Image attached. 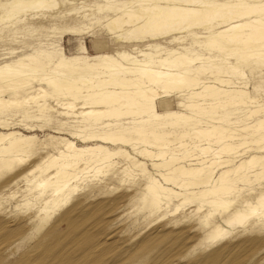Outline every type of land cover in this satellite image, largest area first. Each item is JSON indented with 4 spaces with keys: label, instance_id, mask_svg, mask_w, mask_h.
<instances>
[{
    "label": "bare ground",
    "instance_id": "obj_1",
    "mask_svg": "<svg viewBox=\"0 0 264 264\" xmlns=\"http://www.w3.org/2000/svg\"><path fill=\"white\" fill-rule=\"evenodd\" d=\"M137 1L123 0L98 5L99 10L114 14H110L108 18L105 16V25L110 30L118 31L122 40H154L175 31L202 26L208 31L203 41L207 47H215V50L219 49L227 56L236 54L242 59L253 58L257 60L256 64L264 66V4L245 8L243 0H146V3L136 4ZM3 2L0 3V8L5 10L0 21L10 19L15 13L44 8L48 10L57 4L55 0ZM74 8L75 6L71 7ZM67 13L72 14L69 11ZM237 13L254 18L231 23L230 19ZM223 24L227 26L219 27ZM216 27L218 28L215 29ZM46 54L48 56L51 52ZM115 56L101 57L109 64H122ZM205 59L208 63H215L214 57L208 56ZM72 60L74 59L66 60L61 55L57 64L48 67L42 61L26 63L20 57L15 62L1 64L0 115L12 114L10 112L14 109L27 110V104L30 103L40 108L42 104L37 100L48 92L38 86L33 90L36 93L31 94L35 81L45 82L59 94L81 98L83 104L78 108H75L74 101L62 103V109L68 114L77 110L78 115L86 121L102 123L103 119L127 113L133 117L135 125L131 128H109L98 133H87L82 139L94 142L92 145L79 146L73 140L59 138L57 144H61L63 149H58L57 155L51 154L44 161V157L38 155L23 166L20 165L25 161L24 156H29L32 152V138L16 137L14 131L0 132V192L9 188V200H15L14 206L19 209L18 214H12V217L0 212V264H128L144 250L159 248V252L163 253L161 251L169 249L173 242L168 244L170 247L167 244L165 246L166 235H161L155 240L141 237L136 248L126 253V240L116 239L120 229L108 231L109 220L103 221L107 217L103 219L105 214L102 213V208L106 205L101 206L106 199L101 204L94 203L91 196L109 183L98 188L94 180L102 174L112 176L121 167L128 176H133L134 170L144 174L146 182L145 188H142L143 208H149L152 213L162 210L163 205L168 207L174 198L177 203L170 213L178 211L192 199H198L199 202L194 209L196 212L204 204L209 205L204 217L215 213L221 215L229 210L233 200L226 195L233 190L236 181L243 177L245 170L254 167L264 158V155H254L244 160L239 159L238 163L235 160V157L247 151L241 152L243 145L254 144L257 150L264 151V119L251 124L246 122L238 129L232 126V121L225 115L226 107L247 106L248 103L256 102L255 98L246 95L243 90L215 94L211 90L213 86L204 85L195 72L218 76L221 70L214 66L206 68L203 62L182 53L172 60L135 62L128 71L137 72L136 74H127L126 70L98 64L74 66L71 63L66 65L67 70L61 67L62 62ZM74 69L82 71L73 72ZM90 83L94 85H89ZM200 86L206 93L196 90ZM116 88L120 91L112 90ZM106 89H109L108 94H104ZM184 90L191 93L190 98H201L195 104L189 103V109L194 112H183L182 108V111L157 114L156 122L142 119L147 106L154 108L164 96H180V106L184 107ZM207 98L210 101H205ZM260 110L249 109L245 116L252 118ZM160 119L163 120L159 121ZM203 123L206 126L201 125ZM175 129L178 130L177 133ZM186 139H190L193 146L189 148L190 143ZM103 144L114 147L110 149ZM213 145L216 147L212 148ZM127 146L134 153L149 159L155 174L163 182L149 172L145 163L136 159L125 148ZM262 168L264 170V165ZM220 169V174L214 177L213 173ZM85 188L88 189L78 193ZM15 189H23L18 196L20 199L16 196L19 190ZM263 206L264 193H261L257 196L256 205L245 202L242 207L232 208L225 215L224 222L228 227H235L243 224L260 209L257 217L264 216ZM115 208L117 209L116 205ZM228 233L229 229L214 223L209 230V237L225 236ZM238 245L241 246L240 243ZM216 250L215 253L221 251Z\"/></svg>",
    "mask_w": 264,
    "mask_h": 264
},
{
    "label": "rangeland",
    "instance_id": "obj_2",
    "mask_svg": "<svg viewBox=\"0 0 264 264\" xmlns=\"http://www.w3.org/2000/svg\"><path fill=\"white\" fill-rule=\"evenodd\" d=\"M10 1L12 0H4V2L2 0L1 2L5 3ZM55 1H57V4L54 7L48 8V10H45V8L31 11L27 10L28 12H20V15L15 13L16 15L14 14L10 19L0 21V27H2L0 30V65L6 62H15L16 59L21 57L26 63L35 60L42 61L49 67L57 64L59 62V56L62 55L66 57V60L74 59L69 62H62L63 66L61 67L64 70H67L66 65L71 63L74 66L98 64L126 70L127 74H136L137 72L128 71L135 62H142L143 60H152V62H159L162 59L172 60L179 53H182L203 62L202 64L206 68H212L214 66L218 70H221L218 76L211 73L195 72V75H197L199 80L203 81L204 85L213 86L211 90L212 92L215 91V94H224L228 90H243L246 92V95L255 98L256 102L248 103L247 106L226 107L227 112L225 115L232 121V126L240 129V126L246 124V122L251 124V122L254 123L258 119H264V66L256 64L257 60L253 58L249 59L245 57L242 59L236 54L227 56L221 51H218L219 49L215 50V47H207L203 41L208 31L201 28L202 26H195V28L193 27L190 30L175 31L169 35L158 36L154 40L146 38L143 41L128 42L125 39L122 40V37H119L118 31L110 30L106 27V18L111 15L114 16V14L112 12L101 11L98 8L100 5L102 6L106 3L113 2L114 4L123 0H110V2L105 0ZM243 1L245 8L254 4H264V0ZM139 3H146V0H138L136 2V4ZM160 4L164 3L160 2ZM93 5L95 6L93 7ZM74 6L78 11L75 8L71 9ZM4 10L3 7L0 8V16L4 13ZM68 11L72 14L67 13ZM92 11H95V14ZM253 18L250 15L245 16L237 13L230 20L231 23H236ZM11 21L13 24L10 23ZM223 26L225 27L227 25L223 24L219 27ZM8 31L11 33H8ZM46 52H51V54L47 56ZM102 55H116L115 57H118L122 61V64H109L101 57ZM208 56L214 57L215 63H208L206 61L207 59H205ZM245 59L247 60L244 61ZM229 66H234L235 68L233 69ZM13 67H17V65H13ZM76 71L80 72L82 70L74 69L73 72ZM33 85L31 94L36 93L33 90L38 86L43 87L48 92L46 96L40 97L37 100L39 104H42L40 108H37L34 103H30L27 104V110L14 109L13 112H10L12 114L0 115V122H6L4 124L0 123V132L8 133L14 131L16 137L27 136L32 138L34 144L31 149L32 152L28 154L29 156H24L25 161L20 166L29 164L38 155L44 157L43 161L51 154L57 155V150L63 149L61 144H57L59 138L73 140L79 146L92 145L94 142L82 139L83 136H87V133H98L109 130V128H131L135 125L133 117L127 113L116 118L110 117L109 119H103L102 123L86 121L84 117L78 115L77 110L68 114L62 109L64 106L62 103L74 101L75 108H78L83 104L80 101L81 98L75 99L71 96L59 94V92L53 91L45 82L33 81ZM89 85L94 84L90 83ZM108 90H104V94H108ZM112 90L120 91L119 88ZM196 90L206 93L202 86ZM27 91L25 90V92ZM182 93L185 94L183 96L184 107L180 106V96L176 97V94L164 96L157 102L154 108L147 106L145 113L142 115V119H149L156 122L158 120L156 115L166 111L183 110V112H194L193 109H189L188 105L189 103L195 104L201 98L199 96H195V99L194 97L190 98L189 95L191 93L188 90H184ZM122 96L124 98L126 97L124 94ZM134 97L140 100L137 95ZM187 100H190V102ZM205 101H210V99L207 98ZM143 103L149 104L145 101ZM256 108L261 110L252 118H246L247 111ZM27 111L29 112L27 113ZM162 120L160 119L159 121ZM201 125L206 126L205 123ZM145 128H147L146 125ZM165 130L168 129L166 128ZM174 131L176 133L178 132L176 129ZM240 132L245 133L244 131ZM186 141L190 143L189 148L193 146L190 139H186ZM103 145L108 146L110 149L114 147L111 144ZM213 147L215 148L216 146L213 145ZM125 148L136 159L144 162L146 169L162 181L161 177L155 174L149 159L134 153L128 146ZM244 150L247 151L235 157L237 163L239 159L244 160L254 155H264V151L257 150L254 144L241 146V152ZM263 165L264 158L254 167L244 171L243 177L236 181L233 190L230 194L226 195L233 201L229 210L221 215L215 213L210 217H204V214L209 209L208 204H204L198 212L194 211L199 205L198 199H192L178 211L170 213L177 203V199L175 198L168 207L163 205L162 210L152 213L149 208H143L144 193L142 188H145L146 177L139 170H134L133 176H128L122 167L112 176L102 174L94 180L95 186L98 188L103 184L105 185V183L109 184L107 187L95 191L91 196V200L94 203L98 202L100 204L104 199L107 200L101 204L102 207L106 205L105 208H102V213L105 214L103 219L107 217L103 221L109 220L108 231L113 228L120 229L117 233L118 236L116 235V239L126 240L128 245V249L127 247L125 249L126 253L136 248L141 237L142 239L150 238L155 240L161 235H166L167 239H165L164 245L166 246V244L168 245L173 242L171 247L168 245L170 247L169 249L166 248L167 250L161 251L163 253L159 252V248L139 252L128 264H264V216L260 214L261 216L259 218L257 217L261 209L250 215L243 224H237L235 227H228L224 222L225 215L232 208L242 207L245 205V202L253 205L257 204V196L264 193ZM220 171L221 169L214 172V177H217ZM110 177L111 179H109ZM168 186L172 187V185ZM87 189H82L78 193H83ZM196 189L194 188V190ZM15 190H19L16 196L20 199L18 196L22 193L21 190L23 189ZM9 191V188H6L0 192V212L7 216H11L12 214L16 215L18 214L17 211L19 212V209L14 206L16 205V201L9 200ZM123 194L126 196H123ZM100 199L101 201H99ZM105 202L107 204H104ZM116 202L121 203L117 204ZM21 209L24 210V207H21ZM214 223L221 224L224 228L229 229L230 233L225 236L210 238L209 230ZM120 226L123 227L121 228ZM62 227L64 226L62 225ZM254 237L258 240H255ZM239 243L241 245L240 247L238 245ZM163 248L165 249V247ZM216 249H220L221 251L215 253L217 251Z\"/></svg>",
    "mask_w": 264,
    "mask_h": 264
}]
</instances>
